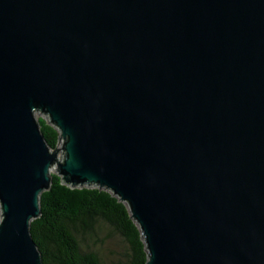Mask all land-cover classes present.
<instances>
[{
  "label": "water",
  "instance_id": "water-1",
  "mask_svg": "<svg viewBox=\"0 0 264 264\" xmlns=\"http://www.w3.org/2000/svg\"><path fill=\"white\" fill-rule=\"evenodd\" d=\"M52 169L146 264H264V0H0V264H43Z\"/></svg>",
  "mask_w": 264,
  "mask_h": 264
},
{
  "label": "trees",
  "instance_id": "trees-1",
  "mask_svg": "<svg viewBox=\"0 0 264 264\" xmlns=\"http://www.w3.org/2000/svg\"><path fill=\"white\" fill-rule=\"evenodd\" d=\"M41 131L52 148L59 130L39 116ZM41 215L31 223L43 264H146L148 253L141 231L128 206L111 191L97 185L72 187L53 173L52 183L40 197ZM1 217V216H0ZM101 232L117 233L124 248L112 261L99 250H87L80 235L97 239Z\"/></svg>",
  "mask_w": 264,
  "mask_h": 264
},
{
  "label": "rangeland",
  "instance_id": "rangeland-1",
  "mask_svg": "<svg viewBox=\"0 0 264 264\" xmlns=\"http://www.w3.org/2000/svg\"><path fill=\"white\" fill-rule=\"evenodd\" d=\"M41 113H37V116H40ZM63 154L60 152V157L62 158ZM57 169H52V172H56ZM81 242L83 243L85 249L87 250H99L102 257L107 261H112V259L117 258L118 252L124 248V243L122 242L119 235L115 232L108 234L107 232H101L100 238L97 239V236L94 238L83 235H80Z\"/></svg>",
  "mask_w": 264,
  "mask_h": 264
}]
</instances>
